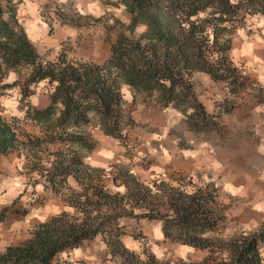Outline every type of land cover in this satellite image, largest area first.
Segmentation results:
<instances>
[{
    "label": "trees",
    "instance_id": "1",
    "mask_svg": "<svg viewBox=\"0 0 264 264\" xmlns=\"http://www.w3.org/2000/svg\"><path fill=\"white\" fill-rule=\"evenodd\" d=\"M22 2L0 0V96L19 86L23 100L34 93L32 86L46 81L50 102L27 105L33 131L0 114V153L24 156L33 183L43 181L68 209L0 249V264H62L60 254L98 236L122 264H264V227L210 235L218 234L226 219L214 182L199 185L184 176L146 182L118 164L107 169L86 161L98 146L93 129L127 139L126 127L134 120L125 86L134 96L177 108L195 129L217 127L196 96L194 76L207 73L239 92L246 79L231 57L232 37L248 16L264 14V0H111L125 6L130 21L103 63L69 59L62 50L53 60L42 57L19 16ZM11 72L18 78L4 82ZM7 211L0 212V221ZM125 217L159 220L166 238L206 254L201 260H162L154 254L143 259L122 241Z\"/></svg>",
    "mask_w": 264,
    "mask_h": 264
},
{
    "label": "rangeland",
    "instance_id": "2",
    "mask_svg": "<svg viewBox=\"0 0 264 264\" xmlns=\"http://www.w3.org/2000/svg\"><path fill=\"white\" fill-rule=\"evenodd\" d=\"M112 3L111 0H68L62 3L60 0H49L42 4L41 12L47 20L50 22L57 21V25L61 24L60 26L67 24L73 30L72 34L65 35L64 39H57L58 42L54 45L47 46L44 42L39 41V43L44 44H40V48H37L39 53L45 59L53 60L62 50L65 51L69 59H85L97 63L105 62L104 60H107L110 56L113 43L117 41L121 32L127 31L126 25L130 21V14L125 6ZM86 7L90 8V14H82V11L86 13ZM141 30H143V27H139L137 32ZM49 32L51 35L55 33L54 29H50ZM127 34L129 33L127 32ZM237 65L243 75L244 68L240 64ZM11 73L4 82L18 78L16 73ZM194 77L196 96L205 105L211 120L218 123L217 127L195 129L187 122L186 116L177 108L163 107L151 100H144L140 95L134 96L135 93L130 88L124 87L123 90L130 101L129 108L134 120V123L126 127L127 139L114 138L105 135L97 128L93 129V137L97 140L98 146L96 151L88 154L86 161L107 169H110L112 164H118L131 169L141 180L146 182L156 178H169V176L158 177L155 170H152L154 155L151 148L158 135L162 132L165 133L168 128V131L170 130L169 135H173L172 137L178 139V142L185 141L192 135L206 137L209 131L219 128L224 115L232 112L238 101L234 99L237 97L236 94L230 91L232 84L217 80L215 81L218 84L209 83L207 77L211 76L204 72H198ZM243 87L246 88L245 85ZM32 89L34 93L23 100L19 86L6 89L4 94L0 96V114L7 117L17 127L28 131H33L34 127L25 118L27 105L46 106L50 102L51 92L46 81L32 86ZM227 92L230 96H225ZM102 150H111L113 158H106V161L99 163L97 160H101L99 152ZM24 162L25 157H20L18 152H12L8 155L0 153V195L8 192L7 187L9 190L13 187L15 189L11 196V198H14L13 202L6 206L8 207L6 219L3 222L0 221V249L28 238L35 225L57 212L68 209L63 202H61V208H56L53 205L48 210L41 209V204L45 203L46 196L45 194L40 196V192L36 190V187L37 185L39 187L44 186V183L43 181L33 183L31 174L24 169ZM180 176L189 178L185 175L177 177ZM192 178L194 179V177ZM70 181L72 185L76 184L73 180ZM194 182L199 185L214 182L219 188V195L216 198L218 201L217 207L219 210H226L230 201L217 182L204 181L200 177L194 179ZM4 208L3 206L0 207V212ZM120 225L123 227L122 241L126 247L140 253L143 259L148 258L150 254H154L162 260L178 261L181 258L194 260L190 257L186 258L184 252H180L182 243L164 236L162 222L159 220L125 217L121 219ZM262 227H264V224L258 228L247 230L258 231ZM242 230L246 229L232 228L226 214V219L218 227V234L213 233L210 235L229 237ZM260 246L264 257V242H261ZM190 249L196 254H200L199 250H202ZM202 251L201 259L206 254V250ZM59 261L62 264H122L118 258L112 256L101 236L87 241L78 249L60 254Z\"/></svg>",
    "mask_w": 264,
    "mask_h": 264
},
{
    "label": "crops",
    "instance_id": "3",
    "mask_svg": "<svg viewBox=\"0 0 264 264\" xmlns=\"http://www.w3.org/2000/svg\"><path fill=\"white\" fill-rule=\"evenodd\" d=\"M48 1L23 0L19 7L23 25L38 49L43 44L39 41L47 46L54 45L58 42L57 39H64L73 30L67 24L60 26L57 21L51 23L43 16L41 7ZM67 1L60 0L61 3ZM86 9V13L82 11V14H90V8ZM50 29H54L53 35L50 34ZM231 57L244 68L243 76L246 79V88L239 90L234 98L238 101L233 111L224 115L219 128L209 131L206 137L192 135L185 141L178 142L173 135H169L170 130L165 128L166 132L159 134L153 141L152 170H155L158 177L185 175L217 182L230 201L225 210L230 226L247 230L264 224L263 13L248 16L246 23L234 33ZM207 78L209 83L218 84L211 77ZM225 96L230 95L227 92ZM99 153V163L112 157L111 150ZM7 190L8 192L0 195V207H6L14 200L11 198L14 187L11 190L7 187ZM36 190L40 192V196H46L45 203L41 204L42 210H48L53 205L56 208L62 207L59 198L45 190L43 185H37ZM190 248L195 249L191 245L182 244L180 252H184L186 258L201 259L203 251L199 250L201 253L196 254Z\"/></svg>",
    "mask_w": 264,
    "mask_h": 264
}]
</instances>
